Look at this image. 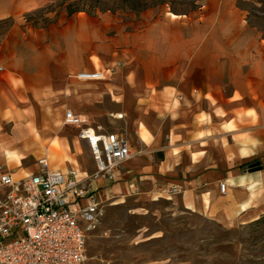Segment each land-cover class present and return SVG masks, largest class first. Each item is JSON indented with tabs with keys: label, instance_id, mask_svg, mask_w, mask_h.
<instances>
[{
	"label": "crops",
	"instance_id": "obj_1",
	"mask_svg": "<svg viewBox=\"0 0 264 264\" xmlns=\"http://www.w3.org/2000/svg\"><path fill=\"white\" fill-rule=\"evenodd\" d=\"M236 1L202 0L194 14L76 11L33 29L24 15L47 0H0V166L22 179L45 158L49 169L92 174L80 128L64 126L71 109L133 152L114 180H93L100 198L117 189L167 197L227 228L264 216V107L244 69L255 53L262 83L264 43L231 42L245 29ZM94 71L105 78H76Z\"/></svg>",
	"mask_w": 264,
	"mask_h": 264
},
{
	"label": "rangeland",
	"instance_id": "obj_2",
	"mask_svg": "<svg viewBox=\"0 0 264 264\" xmlns=\"http://www.w3.org/2000/svg\"><path fill=\"white\" fill-rule=\"evenodd\" d=\"M138 2L153 3L155 5L150 7L162 6L173 12L193 11V14L200 12L203 6L202 0H47L24 15L25 24L41 29L58 23L64 13L76 10L138 13L130 10ZM235 7L241 13L240 25L245 29L239 37L230 36L231 42L235 46L264 43V0H237ZM234 24L230 16L225 21L226 26ZM225 38L228 39L217 37L219 42ZM253 54L246 52L244 69L252 89L260 87L264 107V52L262 83L256 85L253 81L258 77L253 76L251 67ZM66 126L72 129V126ZM79 153H82L80 148ZM80 159L95 170L88 148L84 147ZM76 165L83 166L75 162ZM100 199L104 202L105 214L89 237L88 251L92 258L88 264H264V219L259 223L227 228L167 197L141 198L135 192L117 189Z\"/></svg>",
	"mask_w": 264,
	"mask_h": 264
},
{
	"label": "built area",
	"instance_id": "obj_3",
	"mask_svg": "<svg viewBox=\"0 0 264 264\" xmlns=\"http://www.w3.org/2000/svg\"><path fill=\"white\" fill-rule=\"evenodd\" d=\"M81 81L101 80L104 71L80 72ZM64 125L79 127L95 162V171L79 178L75 171L49 169L38 161L36 173L16 179L0 166V264H88V237L105 214L93 180H114L133 156L129 142L116 132L94 126L67 109ZM226 184L220 185L225 192ZM173 191H178L173 188ZM135 192L134 190L132 191Z\"/></svg>",
	"mask_w": 264,
	"mask_h": 264
},
{
	"label": "trees",
	"instance_id": "obj_4",
	"mask_svg": "<svg viewBox=\"0 0 264 264\" xmlns=\"http://www.w3.org/2000/svg\"><path fill=\"white\" fill-rule=\"evenodd\" d=\"M153 5H155V4H153V3H151V4H147V3L142 4V3L138 2L137 5L136 4L135 5L133 4L131 6L130 10L140 12V11H143L144 9H146V8H148L150 6H153ZM76 11H80V10H76ZM76 11H72V13L73 12H76ZM263 219H264V216H262L261 218H259L258 220L254 221V222H256V223L258 222L259 223Z\"/></svg>",
	"mask_w": 264,
	"mask_h": 264
},
{
	"label": "water",
	"instance_id": "obj_5",
	"mask_svg": "<svg viewBox=\"0 0 264 264\" xmlns=\"http://www.w3.org/2000/svg\"><path fill=\"white\" fill-rule=\"evenodd\" d=\"M250 168H251L252 170H257V169L261 168V166H260V162H255V163H253V164L251 165Z\"/></svg>",
	"mask_w": 264,
	"mask_h": 264
},
{
	"label": "bare ground",
	"instance_id": "obj_6",
	"mask_svg": "<svg viewBox=\"0 0 264 264\" xmlns=\"http://www.w3.org/2000/svg\"><path fill=\"white\" fill-rule=\"evenodd\" d=\"M175 16V15H174ZM83 116V115H82ZM84 118V117H83ZM115 204H116V202H115Z\"/></svg>",
	"mask_w": 264,
	"mask_h": 264
}]
</instances>
